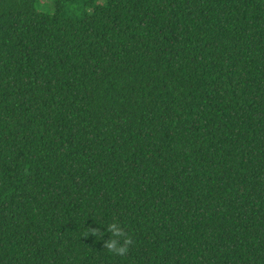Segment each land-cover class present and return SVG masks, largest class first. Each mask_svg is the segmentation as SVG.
Returning a JSON list of instances; mask_svg holds the SVG:
<instances>
[{
  "label": "trees",
  "instance_id": "1",
  "mask_svg": "<svg viewBox=\"0 0 264 264\" xmlns=\"http://www.w3.org/2000/svg\"><path fill=\"white\" fill-rule=\"evenodd\" d=\"M40 1L0 0V264H264V0Z\"/></svg>",
  "mask_w": 264,
  "mask_h": 264
},
{
  "label": "clouds",
  "instance_id": "2",
  "mask_svg": "<svg viewBox=\"0 0 264 264\" xmlns=\"http://www.w3.org/2000/svg\"><path fill=\"white\" fill-rule=\"evenodd\" d=\"M88 231L84 233V238L88 236L101 237L103 234L92 228H87ZM107 231L112 234V238L104 242V248L111 254L117 256H126L130 250V247L134 244L132 236L128 234L117 222H113L108 225Z\"/></svg>",
  "mask_w": 264,
  "mask_h": 264
},
{
  "label": "rangeland",
  "instance_id": "3",
  "mask_svg": "<svg viewBox=\"0 0 264 264\" xmlns=\"http://www.w3.org/2000/svg\"><path fill=\"white\" fill-rule=\"evenodd\" d=\"M47 5H48L47 0H41L40 3H39V5H38V8H40V7L43 8V6H47ZM43 11L44 12H48V9H46V7H45V9H43Z\"/></svg>",
  "mask_w": 264,
  "mask_h": 264
}]
</instances>
